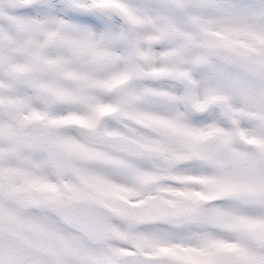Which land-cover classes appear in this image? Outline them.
Wrapping results in <instances>:
<instances>
[{
    "label": "snow or ice",
    "instance_id": "6c2138e0",
    "mask_svg": "<svg viewBox=\"0 0 264 264\" xmlns=\"http://www.w3.org/2000/svg\"><path fill=\"white\" fill-rule=\"evenodd\" d=\"M0 264H264V0H0Z\"/></svg>",
    "mask_w": 264,
    "mask_h": 264
}]
</instances>
